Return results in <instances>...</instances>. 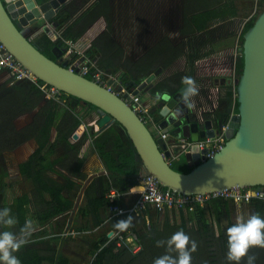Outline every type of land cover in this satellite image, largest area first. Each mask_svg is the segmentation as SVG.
<instances>
[{
	"label": "trees",
	"instance_id": "obj_1",
	"mask_svg": "<svg viewBox=\"0 0 264 264\" xmlns=\"http://www.w3.org/2000/svg\"><path fill=\"white\" fill-rule=\"evenodd\" d=\"M223 0H183L185 9L184 27L181 32L184 34H192L205 30L207 23L216 17L224 14L225 7ZM109 0H70L62 5L55 17L49 20L40 21L30 27V32L20 28L23 35L31 41L43 54L53 60H58L53 51L57 48V52L64 53L65 41L70 40L77 44L78 50L85 54L90 61V71L85 75L88 79L94 80V73L100 70L108 75L116 74L120 69L123 72L120 75V85L128 90L133 89L144 81L150 74L158 68H166L176 59L185 54V46L183 44H173L170 39L164 38L160 42L151 46L146 52L136 60H131L124 55V50L110 34L108 18L110 12ZM229 13L235 15V10L231 7ZM228 12V11H227ZM189 13L193 15L203 14L202 17L195 19L189 18ZM191 15V16H193ZM253 22H246L239 35L240 45L242 46L243 34L251 27ZM44 27L47 29L44 30ZM63 29L58 35L57 31ZM215 30V28H212ZM210 30V29H209ZM34 42V37L38 35ZM227 35H219L216 40L226 38ZM208 43L214 41H206ZM240 46V47H241ZM190 61H196L203 58L198 50ZM84 60V59H83ZM243 68V56H239L236 60V74L240 75ZM119 80V79H118ZM9 81V80H8ZM6 81L0 84V158L5 152H12L15 155L19 172L27 177L32 178L38 185L34 195V207L36 219L40 224H44L50 219L66 213L72 206V200L66 198L72 189L76 186L74 178L83 179V175L79 171V164L82 159V148L85 144H70V132L78 124V119L69 114L65 117L62 124L58 126L56 136L51 143L49 150L45 154H41L42 147L33 150L30 140L36 137L45 125L49 126L47 139H52L54 132L53 126L59 115L57 109L58 104L53 98H47L44 88L50 85L37 79L36 82L29 80H18L8 85ZM181 81L178 80V82ZM181 83V82H180ZM156 87H154L155 89ZM229 95L230 92H229ZM60 99L67 102L71 99L73 102H82L80 99L70 96L64 92H60ZM64 105L67 112H71V108L67 103ZM91 109H96L92 104L86 103ZM32 120L27 122L26 117L34 111ZM238 102L234 103L233 111L237 113ZM228 118V112H224ZM225 118V119H226ZM117 126H120L115 122ZM66 131V127H70ZM114 128H110L102 134L94 137L90 135L95 150L106 164L108 170L110 166V150L114 147L117 150L121 144L120 139L115 137ZM88 141V139H87ZM65 146L63 158L58 160H50L49 154L57 145ZM131 145V144H130ZM82 147V148H81ZM81 149V150H80ZM128 155H121L122 163L115 168L116 175L111 176L108 185L100 192L99 196L94 199L93 207L95 211L99 206L107 203L105 193L113 188L118 192H123L127 188V183L122 177L124 175L123 167H127L125 171L128 176H134L137 172L134 168V149L129 148ZM111 164V163H110ZM175 170L180 172H188L191 168L184 167L180 169L171 165ZM59 171L65 178L64 183H58L46 176L47 171L55 169ZM141 173V172H140ZM113 178L117 181H113ZM91 186V185H90ZM165 189L164 187H161ZM45 192L50 196L49 200L42 198ZM28 195L18 197L9 206L11 215L18 222V227H22L26 220L28 209L26 206L30 202ZM255 214L264 217V200L252 199L249 201ZM221 200H212L208 202L211 209H215L224 205ZM4 205L0 209H3ZM81 210V209H80ZM195 217L197 220V229L193 226L188 227L187 217L183 216L186 222H182L179 226L164 224L160 230L154 229L147 233L140 234L137 232L139 244L142 250L136 255L131 256L126 246L117 245L114 241L107 242L103 239L96 244L91 251L93 261L89 264H153L154 259L165 254L164 247H157L158 240H167L177 231H184L192 240L197 242V250L203 255V260H196L192 254L191 264H229L226 260L227 240L226 229L230 227L232 222H227L221 226L218 215H210L208 218L204 212V208L200 205L194 206ZM189 211V209H188ZM214 212V211H213ZM82 215L85 214L81 210ZM189 218V216H188ZM190 219V218H189ZM254 253L257 264H264V249L254 247ZM116 249V250H115ZM172 255H175L174 253ZM31 253L19 254V260L22 264H40L41 260L38 256L31 258ZM146 260H150L146 263ZM58 264H66L64 260Z\"/></svg>",
	"mask_w": 264,
	"mask_h": 264
},
{
	"label": "water",
	"instance_id": "obj_2",
	"mask_svg": "<svg viewBox=\"0 0 264 264\" xmlns=\"http://www.w3.org/2000/svg\"><path fill=\"white\" fill-rule=\"evenodd\" d=\"M69 1L0 0V42L37 79L80 99L84 104L94 105L99 114L95 134L114 122L120 124L137 153L143 175L153 176L161 187L180 194H205L234 187L264 186V9L243 34L242 46L239 48L243 56V68L236 84L238 112L229 120L225 132L227 140L206 159V150L199 152L194 147L195 153H186L190 171L180 172L167 160L170 156L167 141L155 136L132 106L114 90L88 79L66 62L49 58L20 31V26L33 24L40 18L52 20L60 7ZM57 53H54L55 56L60 57L61 51ZM161 71L158 68L134 87L133 94L152 90V99L156 93L170 97L168 101L161 100L158 105L157 115L162 132L174 139L186 136L193 141L218 134L219 128H214L211 119L202 121L201 130L200 123L190 115L189 107L180 102L185 85L173 95L158 88L153 89L154 81ZM178 109L180 114L173 115ZM93 177L89 176L80 188L70 209L65 234L69 233L84 190Z\"/></svg>",
	"mask_w": 264,
	"mask_h": 264
},
{
	"label": "crops",
	"instance_id": "obj_3",
	"mask_svg": "<svg viewBox=\"0 0 264 264\" xmlns=\"http://www.w3.org/2000/svg\"><path fill=\"white\" fill-rule=\"evenodd\" d=\"M40 21H45L47 23L49 20L40 18L35 23L26 26H20V28L24 29L27 32H30V27ZM16 22L18 23L17 19ZM44 30L46 31L47 29L44 27ZM221 34H223V32L219 33V35ZM39 35L40 34L36 35L33 40L35 41ZM239 35L240 31L233 37L230 34L226 38L218 39L216 44H203L202 49L204 51L202 50V52L199 53L201 55L210 52L212 53H210L209 56L204 55L203 58H201L200 63L198 65L196 64L191 71L189 69L190 64H187V62H185V59H187V61L190 60V53L186 52L185 50V54L176 59V62L174 61L171 65L164 69L161 68V73L154 81L153 89L154 87H156L162 92L170 93L171 95H173L179 90L180 86H183V84L180 83L181 81L178 82V80H180L182 77L191 76L195 79L199 87V94L193 98L195 102V108H189V113L194 120L200 123L201 130L203 129L202 118H205V116L207 118H211L215 122H219V117L222 115V113L228 112V117L230 115L235 114L233 109L236 100V88L234 89V87L232 86V80L227 75L213 74L211 71L204 69L203 66L205 61L212 60V58H206L219 53L229 54L232 58L236 56L237 60L239 47L237 46V41L239 39ZM75 46L78 47L77 44H75ZM53 53L56 54L57 51L54 49ZM84 57L87 58L88 56L86 57V55L84 54ZM195 62H197V60L194 61V63ZM214 62L216 63V61H212V64H214ZM122 72L123 69H119L116 74L113 75H108L104 72L103 73L105 74V76H114L120 81V75ZM207 76L211 79H209ZM212 78L214 79L212 80ZM2 79L5 80L2 81ZM7 80L8 75L6 73L0 72V83L6 82ZM216 87L218 94L220 93V98L218 101H215V99L211 96L212 91ZM151 91L152 90H144L139 94V96L141 97L142 102L149 107L151 114L153 115L154 123H157L158 126H160V117H158L157 114L159 109L158 105L161 100L159 102H154V99H152V94H150ZM229 92L231 95H229ZM55 102L58 104L57 109L59 110V115L57 116L55 124L53 126L54 132L52 133V139H47L49 126L45 125V127L41 129V132L36 137L30 140V144L33 150L37 149L40 146L42 147L41 154H45L49 150L51 143L53 142L56 136L58 126L62 124L65 117L71 118L69 116V114H71L78 119L79 124L71 130L69 142L70 144H82V146L83 144L86 145V147L84 148L81 147L83 149V153L82 159L79 164V171L84 177L83 179L74 178L76 186L74 187V189L71 190L69 194L67 193L66 195V198L68 200H72L71 208L75 203L76 197L84 181L91 175H94V177L84 190V193L79 203V207L75 213V216L69 228V233L65 234V229L68 224L71 208L66 213H62L59 216L50 219L46 223L40 224L36 219L35 210H37V208L35 209L33 202L38 185L32 178L24 176L20 173V197L28 195L29 199H32L26 206V208L28 209L26 213V219H31L33 221L34 231L32 232V235L27 239V243L23 245L21 249L17 253H15V255L19 257V254L21 256L23 253H31V258L38 256L41 259L39 260L40 264H58V260H64L66 264H89L93 261V255L91 254V251L94 246L101 242L103 239L105 240L107 231L114 228V224L120 220L114 218L111 215L107 203H104L103 205L99 206V208H97V211H95L93 207L94 199L98 197L100 192L108 185L109 178L111 176L116 175L115 168L117 166H120V164L122 163V161L120 160L122 158L121 155H128V150L132 146V144L128 136L126 135L125 130L121 126H117L115 122L111 124V126L107 129L101 131L98 134H95L97 129L96 121L99 117L97 109H91L88 105L84 104L83 102L75 103L71 99H69L67 102H64L62 99ZM65 103L69 105V107L71 108V112L66 111V107L64 106L66 105ZM215 104L216 108H214ZM37 110L38 108L32 111L26 117L25 120L27 122H30ZM70 128L71 126L66 127V131ZM110 128H114V132L112 133L115 137H118V139H120L121 144L118 146L117 150H115L114 147L110 150V161H108L110 170H108L106 164L101 159L98 152L95 150L89 136L94 135V137H96ZM149 129L152 133L155 132V136L158 135V129L156 126L150 125ZM175 139L168 136V138L166 139L167 144L171 143ZM189 140L193 141L191 137L189 138ZM64 146V144L57 145L49 154V159L52 161L58 160L60 158L62 159L66 147ZM8 153L11 155L13 154L14 156V153ZM172 157L173 155L170 153V156L168 157V162L170 163V165H173L180 169L188 167L186 154H181L178 159L175 160H172ZM133 164L136 172L138 171L134 176H128L126 174L125 171H128V168L126 166L122 169L124 171V175L122 177L127 183V188L125 189V191L121 192L119 203L124 207L130 206V204H132V202L135 200L138 192L141 190L139 176L143 175V169L140 165L136 152L134 153ZM46 176L58 183L65 182L64 176L56 170V167L54 171H47ZM113 181H117V178H113ZM42 193V198L44 200L50 201V196L45 192ZM222 202H225V204L221 207H218V209H211V207L208 206V203L203 205L202 207L204 208L206 216L208 218H210V215L215 214L218 215L219 218H221L223 215L228 216V209L230 207V204H234L235 202ZM243 205H250V203H243ZM80 209L85 212L84 215H82ZM172 215H174L175 218H172ZM182 215L187 217L188 222L193 221V227L197 229L195 210L189 209L188 211V209H186L185 211H179L176 209H171L166 210L164 212H157L150 206L140 215L131 218L130 227L136 232L144 234L149 232L151 229V232L154 229L160 230L162 226L167 223L174 226H179L183 221L186 222ZM188 216L190 219L188 218ZM158 219L163 222L161 226L156 225ZM188 222L186 223L187 225ZM14 228L19 231L20 227H18V223L14 226ZM4 230L6 229L4 228ZM120 246H117V248H119ZM127 250L130 252L129 254H131V256H136L142 250V248L137 252H133V250H130L128 247ZM149 262L150 260H146V263ZM137 263L141 264V261Z\"/></svg>",
	"mask_w": 264,
	"mask_h": 264
},
{
	"label": "built area",
	"instance_id": "obj_4",
	"mask_svg": "<svg viewBox=\"0 0 264 264\" xmlns=\"http://www.w3.org/2000/svg\"><path fill=\"white\" fill-rule=\"evenodd\" d=\"M63 29H59L57 34L60 35ZM82 54L78 48L70 40L65 41L64 53H62L60 62H66L69 67H73L80 74L86 75L90 71V61L84 57L80 62L73 59L75 54ZM212 58V60L205 61L204 69L211 71L216 75H227L232 80V86L236 88L238 76L236 74V56L232 58L229 54H215L206 59ZM84 59V60H83ZM197 60L195 65L200 63ZM212 61L214 64H212ZM0 72L6 73L9 79V85L18 80H29L36 82L37 78L25 67H23L7 50L3 43L0 42ZM208 77V76H207ZM212 77V76H210ZM209 78V77H208ZM211 79V78H209ZM214 78H212L213 80ZM94 80L114 90L121 98H123L135 112L139 115L140 119L149 127L154 125L158 129L157 137L166 140L168 133L162 132L160 126L154 123L153 115L147 105L142 102L139 94H133V89L128 90L123 85H120L118 78L114 76H106L105 74L97 70L94 73ZM209 81V80H208ZM110 83V84H109ZM43 91L47 98H53L55 101L60 100V92L55 87L44 88ZM211 96L218 101L220 93L218 94L217 87L212 91ZM216 108V104L214 105ZM230 115L228 119L213 121L214 128H219V133L214 136H205L197 141H190L186 136H180L171 143L167 144V150L173 155L172 160L178 159L181 154L195 153L194 147L198 148V151L206 150L204 158H208L216 153L227 140L225 132L228 129V123L231 119ZM168 160V158H167ZM171 160V158H170ZM139 182L141 183V190L136 195L135 200L130 206L124 207L119 203L120 192L110 188L105 193L107 199L108 209L114 218L121 220H127L129 217L140 215L149 206L157 212H164L166 210L176 209L179 211H185L186 209L193 210L196 205H205L212 200L233 201L236 204L247 203L252 199L264 200V186L256 187H234L230 189H224L219 191H213L205 194H180L168 189H162L157 180L149 175H140ZM107 242L114 241L117 246L124 245L133 252H137L141 249L137 232L130 226L126 230H118L115 227L108 230L106 233Z\"/></svg>",
	"mask_w": 264,
	"mask_h": 264
},
{
	"label": "rangeland",
	"instance_id": "obj_5",
	"mask_svg": "<svg viewBox=\"0 0 264 264\" xmlns=\"http://www.w3.org/2000/svg\"><path fill=\"white\" fill-rule=\"evenodd\" d=\"M223 1L225 5L223 15L211 19L203 31L184 34L181 32L184 27V17L186 15L183 0H109L110 12L108 15V24L110 34L123 47L125 56L131 60L138 59L148 48L164 38L170 39L173 44H183L186 52L190 53L191 58L196 54L195 50L202 52L203 44H216L218 33L223 32L222 36L231 34L232 37L238 34L239 31L241 34L243 24L246 22H254L259 13L264 9V0ZM231 7L235 10V15L229 13L228 9H231ZM189 14V18L191 19H195L196 16V18L203 16V14L196 16L191 13ZM214 27L216 28L215 30L212 29ZM206 41L215 42L208 43ZM237 46H241L239 39ZM210 53H207L206 56H209ZM82 58L83 55L78 53L73 57L77 62H80ZM185 62L190 64V71L196 63L190 60L187 61V59H185ZM12 156L13 154L11 155L5 152L0 158V208L2 204H6L4 208H9L10 204L16 198L20 197V172L15 155ZM228 212V216L223 215L219 219L218 222L221 226L226 225L228 221L235 223L236 219L240 216L247 219L249 215L254 214L253 208L250 205H236V203L230 204ZM172 218H175L174 215H172ZM162 223L158 219L156 225L161 226ZM193 224V221L188 222V227L194 226ZM6 230L18 233L14 227ZM0 231H4L3 226H0ZM254 250V247L251 248L249 255L255 256ZM192 254L196 260H203V255L200 251ZM246 259L245 257L244 260H241L240 264H245ZM255 264H257L256 261Z\"/></svg>",
	"mask_w": 264,
	"mask_h": 264
},
{
	"label": "clouds",
	"instance_id": "obj_6",
	"mask_svg": "<svg viewBox=\"0 0 264 264\" xmlns=\"http://www.w3.org/2000/svg\"><path fill=\"white\" fill-rule=\"evenodd\" d=\"M181 83L185 85V88L181 94L180 102L189 108H195L193 98L199 94V87L195 79L191 76H184L181 78ZM169 99L167 94L156 93L154 102L168 101ZM179 114V109L173 113V115ZM130 221L131 217L118 221L114 227L121 231L126 230L130 226ZM17 223L16 218L11 215L10 208L0 209V226L11 229ZM33 231L31 219L25 220L18 233L11 230L0 231V264H21L15 253L27 243V239ZM225 235L227 240L225 258L229 264H240L245 257L247 258L245 264H255L256 257L249 255V250L253 247L264 249V217L255 213L249 215L247 219L240 216L234 224L227 227ZM156 246L164 247L165 254L154 259L153 264H191L192 253L196 252L198 247L197 242L182 230L175 232L167 240H158ZM173 253L175 255H172Z\"/></svg>",
	"mask_w": 264,
	"mask_h": 264
},
{
	"label": "flooded vegetation",
	"instance_id": "obj_7",
	"mask_svg": "<svg viewBox=\"0 0 264 264\" xmlns=\"http://www.w3.org/2000/svg\"><path fill=\"white\" fill-rule=\"evenodd\" d=\"M35 42V41H34ZM240 47H238V57L242 55V53L239 50ZM181 87V86H180ZM220 120H224L226 118V114L222 113V115L219 117ZM228 118H226L227 120Z\"/></svg>",
	"mask_w": 264,
	"mask_h": 264
}]
</instances>
